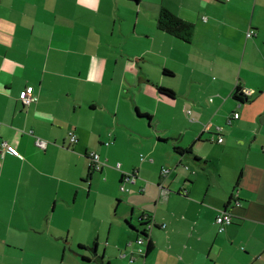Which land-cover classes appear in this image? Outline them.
I'll return each instance as SVG.
<instances>
[{
    "label": "crops",
    "instance_id": "0c3cea01",
    "mask_svg": "<svg viewBox=\"0 0 264 264\" xmlns=\"http://www.w3.org/2000/svg\"><path fill=\"white\" fill-rule=\"evenodd\" d=\"M263 45L264 0H0V146L22 154L0 153V264H264Z\"/></svg>",
    "mask_w": 264,
    "mask_h": 264
},
{
    "label": "built area",
    "instance_id": "2783aa9c",
    "mask_svg": "<svg viewBox=\"0 0 264 264\" xmlns=\"http://www.w3.org/2000/svg\"><path fill=\"white\" fill-rule=\"evenodd\" d=\"M256 32L254 30H249L247 33V37H252L255 36ZM249 94V91L246 92V95ZM20 99L23 102V104L27 105L30 104L31 102L36 100V97H34V95L32 94V87L27 88L26 90H23L20 93ZM188 112H190V110L188 109ZM235 117L238 118L239 117V113L235 114ZM69 137H70V141L71 143H76L78 141L77 139V135L75 134L74 131H70L69 132ZM219 142L223 141V138L220 137ZM37 145L41 146V147H45L46 143L44 142V140L42 139H37ZM3 148V150L0 151L1 156L4 157V155L6 153H9L13 156L16 157H22V154L20 152V150L15 147L14 145L9 144L8 142H2L0 149ZM89 159H90V166L95 170V171H101L103 166H104V162L102 161L100 155L97 152H90L88 154ZM116 167L120 168L121 164L118 163L116 165ZM164 172H167V170H164ZM137 178H138V174H137V170H133L132 173H124L123 174V178L121 181V191H128V187H127V183L130 184H135L137 182ZM149 216L145 217V221H147L148 223V227L146 229L148 236H150V232L152 230L153 226V221H151V218L148 220ZM151 217V216H150ZM215 221L217 222V224H219L220 229H223L225 226L229 225L232 223L233 218H232V214L230 211H222L220 212L217 216ZM146 223V222H145ZM149 238V237H148ZM147 240L143 237V235H141V237L138 239V243L141 246H146L145 244ZM145 251L146 248L141 247L138 252L141 256L145 255ZM135 260V257H131L130 261Z\"/></svg>",
    "mask_w": 264,
    "mask_h": 264
},
{
    "label": "trees",
    "instance_id": "16d2710c",
    "mask_svg": "<svg viewBox=\"0 0 264 264\" xmlns=\"http://www.w3.org/2000/svg\"><path fill=\"white\" fill-rule=\"evenodd\" d=\"M157 23H158L159 29H161L162 31H164L170 35L178 37L184 41L190 42L193 38V34L195 31L194 24L180 18L179 16L175 15L174 13L169 11L168 9H162L161 10V12L158 16V19H157ZM167 72L168 71L165 70V73H167ZM158 91L161 95H164L168 98L173 99L175 97L174 91L169 89V88L159 86ZM234 98L240 102H244V101H247L249 99L248 95L245 94L244 89H242L239 86H237L235 89ZM138 114H139V116L146 117L148 119H150V117H151L149 114H142V113H138ZM89 169H90L89 175H91V173L94 172L95 170L91 166ZM150 218L151 217L149 216L148 220ZM146 223H147V221H146ZM143 224H145V223L143 222ZM141 235H143V237L146 240L149 237L146 229H143L141 231ZM145 245H146L145 254L147 255L152 250L153 245H152L151 240H148V242Z\"/></svg>",
    "mask_w": 264,
    "mask_h": 264
},
{
    "label": "rangeland",
    "instance_id": "374dc122",
    "mask_svg": "<svg viewBox=\"0 0 264 264\" xmlns=\"http://www.w3.org/2000/svg\"><path fill=\"white\" fill-rule=\"evenodd\" d=\"M263 47H264V45H263ZM163 72H164V70H163ZM165 75H167V74H165ZM171 100H173V99H171ZM174 102V101H173ZM155 124L156 125H158L159 126V129H163V122H162V113L160 112L159 113V115L156 117V119H155ZM37 139H41V138H36V143H37ZM39 146V145H38ZM42 148H44V147H42ZM117 169H119V170H121L122 171V168L120 167V168H118V167H116ZM123 172V171H122ZM127 173H132V171L131 172H127ZM96 174H99V173H96ZM103 179H106V178H103ZM103 183H105L104 181H103ZM117 190L119 191V192H122L121 191V184H119L118 186H117ZM101 191H103L102 193H99V198H100V200H107V196H108V193L106 192V191H104V189H101ZM111 191H113L114 192V189H111ZM122 195H124V194H128V192H123V193H121ZM115 203H116V200H115ZM108 207H109V209H110V213H112V214H114L115 212H116V210H115V206L114 205H109L108 204ZM122 224H124L125 226H127V227H129L130 226V220H128V219H125L124 221H122ZM143 225V229H147V227H148V223H145V224H142ZM108 228V227H107ZM140 237H139V235H137L136 237H135V239L134 240H130L127 244L128 245H130V247L134 250L133 252V256L136 258L137 256H140V254H139V252H138V250L141 248V247H144V246H141V245H139V243H138V239H139ZM120 257H123V254H121L120 253Z\"/></svg>",
    "mask_w": 264,
    "mask_h": 264
},
{
    "label": "water",
    "instance_id": "95a60500",
    "mask_svg": "<svg viewBox=\"0 0 264 264\" xmlns=\"http://www.w3.org/2000/svg\"><path fill=\"white\" fill-rule=\"evenodd\" d=\"M92 253H93L94 255H97V251H96V250H92ZM97 260H98V261H101V258H98Z\"/></svg>",
    "mask_w": 264,
    "mask_h": 264
}]
</instances>
